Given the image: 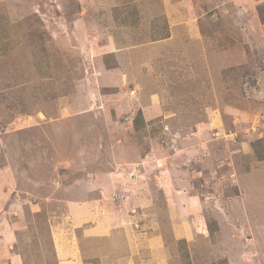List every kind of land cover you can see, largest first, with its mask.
Masks as SVG:
<instances>
[{
	"label": "rangeland",
	"instance_id": "374dc122",
	"mask_svg": "<svg viewBox=\"0 0 264 264\" xmlns=\"http://www.w3.org/2000/svg\"><path fill=\"white\" fill-rule=\"evenodd\" d=\"M260 13L0 0V264H264Z\"/></svg>",
	"mask_w": 264,
	"mask_h": 264
},
{
	"label": "trees",
	"instance_id": "16d2710c",
	"mask_svg": "<svg viewBox=\"0 0 264 264\" xmlns=\"http://www.w3.org/2000/svg\"><path fill=\"white\" fill-rule=\"evenodd\" d=\"M260 15H261V18L264 20L261 13H260ZM166 37H168V34H164L159 39H164ZM0 50L2 53H4L7 50V46H0ZM133 123H134V127L136 129L139 128L140 125H144V119L142 118V112L141 111L137 113V116L134 119ZM142 127H144V126H142ZM250 146H251L254 158L256 160L263 159V157H264V144H263V142L260 139H258V140L252 141L250 143Z\"/></svg>",
	"mask_w": 264,
	"mask_h": 264
}]
</instances>
